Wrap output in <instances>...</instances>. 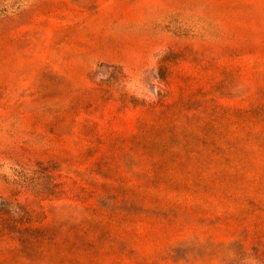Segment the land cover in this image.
<instances>
[{
    "label": "rangeland",
    "instance_id": "obj_1",
    "mask_svg": "<svg viewBox=\"0 0 264 264\" xmlns=\"http://www.w3.org/2000/svg\"><path fill=\"white\" fill-rule=\"evenodd\" d=\"M0 264H264V0H0Z\"/></svg>",
    "mask_w": 264,
    "mask_h": 264
}]
</instances>
